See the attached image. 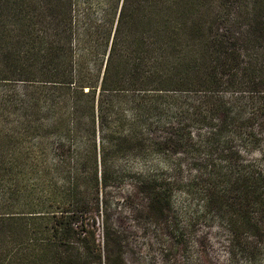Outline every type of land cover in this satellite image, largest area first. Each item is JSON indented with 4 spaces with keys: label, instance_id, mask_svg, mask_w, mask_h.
<instances>
[{
    "label": "trees",
    "instance_id": "obj_1",
    "mask_svg": "<svg viewBox=\"0 0 264 264\" xmlns=\"http://www.w3.org/2000/svg\"><path fill=\"white\" fill-rule=\"evenodd\" d=\"M13 81L26 85V114L37 103L31 89L43 90L54 124L69 120L95 158H58L40 191H0V264H124L106 217L100 239L110 186L97 131L110 132L103 144L125 140L112 134L125 100L151 153L184 142L189 124L210 128L203 141L221 152L235 141L261 147L264 0H0V83ZM246 168L210 175L202 204L225 224L228 254L253 263L264 241V175ZM142 187L153 209L167 203L164 180Z\"/></svg>",
    "mask_w": 264,
    "mask_h": 264
},
{
    "label": "rangeland",
    "instance_id": "obj_2",
    "mask_svg": "<svg viewBox=\"0 0 264 264\" xmlns=\"http://www.w3.org/2000/svg\"><path fill=\"white\" fill-rule=\"evenodd\" d=\"M26 89L20 81L0 83V191H40L52 178L58 158L71 163L95 158L84 134L74 133L69 120L54 124L56 114L43 108V90L31 89L37 103L26 114ZM121 101L112 134L119 132L125 140L103 144L100 136L107 131H97L96 138V158H105L110 186L105 191L109 208L99 218L101 243L106 217L124 264H264V241L253 263L241 255L230 256L225 224L202 204L210 175L221 180L227 174L237 177L246 166L264 175V144L246 149L235 141L221 152L219 145L203 141L210 128L189 124L182 129L184 142L166 143L162 154H154L144 143L145 123L134 125L132 112ZM163 128L162 136L169 135L170 128ZM101 171L98 165V175ZM150 177L169 184L167 203L155 209L142 187ZM228 202H238L234 192Z\"/></svg>",
    "mask_w": 264,
    "mask_h": 264
}]
</instances>
